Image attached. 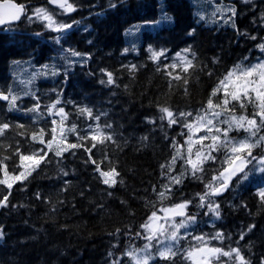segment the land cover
<instances>
[{
	"label": "trees",
	"instance_id": "trees-1",
	"mask_svg": "<svg viewBox=\"0 0 264 264\" xmlns=\"http://www.w3.org/2000/svg\"><path fill=\"white\" fill-rule=\"evenodd\" d=\"M14 1L25 4L27 14L35 7H44L58 22L76 23L72 29L58 33L46 29L40 21L29 22L23 16L16 24L0 27V89L6 93L14 90L21 97L17 101L21 109L36 104L31 95H26L35 93L45 113L34 126L36 112H9L8 102L0 101V120L13 126L17 122L25 125V128L14 127L6 137H0L5 145L0 148V160L9 156L4 163L10 174H17L21 169L17 167L18 156L13 155L16 142H21L24 154L44 147L30 136L40 126L51 128L53 117L47 116L46 106L59 95L70 113L66 123L69 126L76 123L78 131L89 121L79 116L77 106L91 107L94 113H107L98 123L112 124V129L105 131L114 133L115 143L97 144L92 150L93 159L105 171L115 166L120 173L117 179L123 182L112 188L104 185L95 165L86 163L89 153L84 148L65 153L60 161L50 152L51 163H42L23 183L16 182L8 206L0 207L3 233L0 264H112L109 252L121 256L125 250L145 243L141 239L130 240L125 233L129 229L132 234L140 231V225L154 207L161 206L153 192V187L163 190L162 183H166L160 165L170 161L174 154L171 140L183 144L187 134V129L180 125L169 128L166 120L161 121L159 108L166 106L174 112L195 113L206 105L212 88L232 66L242 60L244 64L256 60L257 45L264 36V0L230 4L223 0H70L76 11L67 15L60 9L49 8L47 0ZM224 6H235V27L231 22L224 24L219 13L212 15L215 7ZM199 14L206 19L200 20ZM226 15L231 16V12ZM252 35L257 40L250 39ZM57 36L61 37L60 44L56 43ZM149 45L156 51L167 49L168 59L162 57L161 61L168 64L173 62L176 52L191 48L196 54L195 67L188 73L177 69L188 79L187 85L183 80H172L163 70L156 71L157 65L147 51ZM63 49L75 50L81 57H71ZM124 49L129 51L124 53ZM132 64L137 65V70L129 72L124 65ZM45 65L49 67L45 69ZM101 69L113 73L114 85L106 83L107 77ZM53 71L58 74L52 75ZM209 71L213 72L212 76L208 75ZM38 72L41 74L36 75ZM235 108L236 115L249 118L256 110L252 105L241 109L238 103ZM150 120L155 123H149ZM17 132H24L25 136H18ZM242 133V130L234 132L238 136ZM45 138H51L50 131ZM68 138L77 142L71 133ZM83 143L91 147L92 141ZM105 154L108 159H104ZM253 154L262 155V149H253ZM61 167L69 173L67 177L60 172ZM219 167L209 161L205 165L209 169L207 178ZM179 168L177 164L176 170ZM4 178L0 170V179ZM65 180L70 181L67 186ZM262 189V174H250L242 181L233 178L229 190L213 198L220 204L221 218L217 220L211 215L204 216L206 209L196 206L199 201L195 194L205 190L204 184L186 175L182 184L172 185L163 205L195 198L196 203L187 210L190 215L198 216V224L190 229L193 235L222 230L230 239L222 244L211 243L227 249L237 246L236 241L244 232V240L239 241L242 254L252 264H260L264 257V202L258 192ZM0 192L8 194L9 189L0 185ZM38 192L40 199L36 198ZM117 229L121 230L119 236ZM181 245L187 247L189 242L182 240ZM152 250L156 252L155 248ZM124 264H131L128 257H124ZM151 264L173 262L156 257ZM175 264H190V261L178 255Z\"/></svg>",
	"mask_w": 264,
	"mask_h": 264
},
{
	"label": "snow or ice",
	"instance_id": "snow-or-ice-1",
	"mask_svg": "<svg viewBox=\"0 0 264 264\" xmlns=\"http://www.w3.org/2000/svg\"><path fill=\"white\" fill-rule=\"evenodd\" d=\"M244 2L248 3L249 0H244ZM48 3L59 8L65 15L76 11L74 3L69 2V0H48ZM228 12H231V16L226 15ZM217 13L221 15L224 24L231 22V26L235 27L233 19L236 15L235 6L215 7L212 15L215 16ZM22 16H25L29 22L40 21L46 29L58 33L72 29L76 23L58 22L53 14L44 7H36L31 14H27L25 5H18L14 0H0V26L18 22ZM162 19H167V17H162ZM199 19L203 21L206 17L203 14H199ZM194 31V29L190 31L189 35H192ZM250 39L257 40V37L252 35ZM55 40L57 44L61 43L60 36H57ZM257 47L264 53V43L258 44ZM63 51L69 53L71 57H81V54L75 50L63 49ZM128 51L129 49H124V53ZM147 51L150 53L149 58L157 65V72L163 70L172 80H183L185 85L188 84V79L181 76L177 69L188 73L190 68L195 67L196 54L192 52L190 47L176 52L172 57L173 62L170 64L162 63L161 61L162 57L164 60L168 59L167 49L156 51L149 45ZM213 63H217V61L213 60ZM48 67V65L44 66L45 69ZM124 67H127L129 72L137 70V65L135 64L124 65ZM101 72L107 77L106 83L108 85L116 83L112 72L104 69H101ZM39 74L41 73H36V75ZM57 74L58 72L56 71L52 72V75ZM208 75L212 76L213 72L209 71ZM101 83H105V81L101 80ZM26 95H31L36 100V104L31 108L21 109L17 104L21 97L14 90L9 89L6 93L0 89V101L8 102L9 112L15 110L37 113L36 118L33 119V125L36 126L45 113L41 111L39 96L32 92L26 93ZM218 95L221 99L214 101L213 98ZM63 103L60 96L57 95L46 106L47 116L53 117L50 129L40 126L38 131L34 130L31 133L30 139L43 145V148L31 154H24L21 152V142H16L17 146L13 150V155L19 158V164L17 165L21 169L19 173H9L8 166L4 163L10 158L9 156L5 155L3 160H0V170L3 171L5 177L0 179V185H4L9 189L8 194L0 192V196H2L0 207L8 206L9 195L16 182L23 183L42 163H51L50 152L60 161L65 153L73 149L84 148L89 153L86 163L90 161L95 165V171L99 173L104 185L112 188L118 182H123L118 181L117 178L120 173L115 166L105 171L101 169V164L93 159L92 150L97 147V144L103 145L105 141L115 143L114 133L105 131V129H112V124L98 123L107 113H94L91 107L77 106L79 116L87 118L89 121L82 128H79L78 131L79 126L76 123H72L70 126L66 123L70 113L66 111ZM237 103L241 109L245 110L248 105H252L256 109L252 117L236 115L235 105ZM159 112L162 114L160 120H166L169 128L173 125H180L182 128L187 129V134L183 144H179L174 138L171 140V147L175 150L174 154L170 161L160 165L162 169L161 177L166 183H162L163 190L153 187V192L161 201V206L158 208L154 207L145 222L140 225V231L132 234L131 229H129V232L125 233L130 240L141 239L145 243L142 247L125 250L121 256H115L112 252H109L108 255L112 258V264H124V257H128L131 264H151L156 255L161 260H172L173 264H175V257L178 255L184 260L190 261V264H214V262L215 264H252V261L246 259L242 254V250L239 247V241H243L245 238L244 232H241L235 247L229 246L225 249L215 246L211 243L212 241L222 244L225 239H230V237H227L222 230H216L211 234L193 235L190 229H193V226L198 224V216L190 215L187 210L190 205L196 203L195 198L186 199L168 206H164L163 201L169 198L173 184H182L185 176L190 175L193 179L201 181L205 189L202 193L198 192L195 194L199 201L196 206L200 209H206L203 212L204 216L211 215L219 220L221 218L220 204L213 198L219 197L229 190L233 178H238L242 181L248 179L250 174L264 175V155L253 154V149L257 147L264 148V135L258 136V133L264 130V57L257 58V62L254 64H236L231 70L227 71V74L222 79H219L218 83L212 88L206 105H202L199 111L195 113L193 111L174 112L169 107L163 106L159 108ZM56 117L59 119H56ZM149 123H155V121L150 120ZM14 127L25 128V125L17 122L13 126L10 122L0 120V137H6L9 130ZM241 130L249 135L242 139H237L231 135L233 132ZM49 131L51 138L46 139L45 135ZM202 132L204 133L203 135L200 134ZM69 133L75 135L77 142L69 141ZM16 135L24 137L25 133L17 132ZM181 135L185 134L182 132ZM144 139H147V137ZM87 140L92 141L91 147H86L83 143ZM185 146L186 152L182 151ZM3 147L5 145L0 141V148ZM7 147H11V145ZM220 153L223 154L222 157L217 155ZM72 155L75 156L76 153L72 152ZM104 159H108L107 154H105ZM178 160L183 161V163L180 165V172L173 175L176 171ZM209 161L214 165H220L219 168L212 170L213 174L210 179L207 178L209 169L205 168ZM250 165L251 167H249ZM60 172L65 177L69 175L63 167L60 168ZM69 183L70 181L68 180L64 181L65 186ZM258 195L260 200L264 202V189L260 190ZM36 198H41L39 192L36 193ZM45 202L47 203L48 201ZM177 218L180 219L178 220ZM213 227H215L214 224ZM252 227L254 225L250 226L248 231H251ZM120 232L121 230L117 229L116 235L119 236ZM0 239H3L2 232H0ZM182 240L189 242L187 248L180 244ZM191 241L196 243H191ZM116 246V244L113 245L114 248ZM153 248L156 249V253H153ZM221 257L227 259L221 260ZM260 264H264V257L261 258Z\"/></svg>",
	"mask_w": 264,
	"mask_h": 264
},
{
	"label": "rangeland",
	"instance_id": "rangeland-1",
	"mask_svg": "<svg viewBox=\"0 0 264 264\" xmlns=\"http://www.w3.org/2000/svg\"><path fill=\"white\" fill-rule=\"evenodd\" d=\"M263 43H264V40H263ZM243 61V60H242ZM257 61H254V62H251L250 64H254V63H256ZM240 63H243V62H240ZM240 63H238V64H240ZM234 67V66H233ZM232 67V68H233ZM201 135H203L204 133L202 132V133H200ZM249 134L248 133H246L245 132V134H243V136H238V137H236L237 139H242V138H244V137H246V136H248ZM259 135H264V133L263 134H260V133H258V136ZM263 149V155H264V148H262ZM182 151H185L186 152V146H185V149H182ZM183 163V161H181V164ZM176 174H178V173H176ZM175 174V175H176ZM0 232H1V230H0Z\"/></svg>",
	"mask_w": 264,
	"mask_h": 264
}]
</instances>
